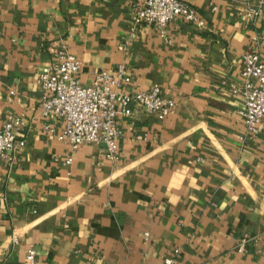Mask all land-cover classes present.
Returning a JSON list of instances; mask_svg holds the SVG:
<instances>
[{"label":"crops","instance_id":"1","mask_svg":"<svg viewBox=\"0 0 264 264\" xmlns=\"http://www.w3.org/2000/svg\"><path fill=\"white\" fill-rule=\"evenodd\" d=\"M136 1L0 0V125L25 123L14 162L0 161V264H26L29 246L38 264H163L174 248V264H264V121L247 136L228 88L255 42L264 62V10L182 0L204 28L177 17L161 33L135 25ZM60 48L82 84L123 65L122 92L157 85L172 112L119 115L114 161L104 144L72 152L38 111L36 76Z\"/></svg>","mask_w":264,"mask_h":264},{"label":"built area","instance_id":"2","mask_svg":"<svg viewBox=\"0 0 264 264\" xmlns=\"http://www.w3.org/2000/svg\"><path fill=\"white\" fill-rule=\"evenodd\" d=\"M251 1V0H250ZM135 25L154 26L163 33L164 27L174 18H181L196 28H204L205 22L195 9L182 0H137L133 6ZM264 10V0H253L245 17L249 20L260 17ZM239 84H229L231 94L241 103L246 135L254 134L264 121V62L260 60L257 43L241 57ZM80 62L66 49L60 48L53 54L52 61L41 68L35 83L40 88L39 116L53 118L60 123L56 140L65 143L73 152L82 145L104 144L108 160L118 158L120 131L117 126L119 115L129 117L131 106L141 107L147 113L166 117L174 108V102L161 94L157 85L148 90L132 94L122 92V86L130 82L123 65L113 70H101L95 74L90 84L79 80ZM25 123L18 117L8 116L0 125V161L11 165L15 160V150L24 144L19 140ZM45 132L52 131L44 125ZM72 161L69 156L65 163ZM144 237H148L145 233ZM12 241L17 242L13 236ZM247 240L239 242L241 251ZM179 249L174 248L171 256L163 259V264H174ZM26 264H38L35 250L29 246L25 253Z\"/></svg>","mask_w":264,"mask_h":264}]
</instances>
